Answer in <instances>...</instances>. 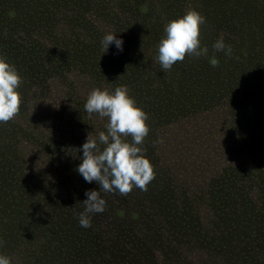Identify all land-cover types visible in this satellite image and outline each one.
<instances>
[{
  "label": "trees",
  "instance_id": "obj_1",
  "mask_svg": "<svg viewBox=\"0 0 264 264\" xmlns=\"http://www.w3.org/2000/svg\"><path fill=\"white\" fill-rule=\"evenodd\" d=\"M37 1L47 5L38 6L31 0H24L28 7L32 4L34 9H30L29 23L27 20L24 22V18V23H19L27 27L22 29L18 20L11 19L12 8L10 11L2 10L3 6L10 5L8 0H0V55L16 67L22 78L18 89L21 98L19 111L9 121L0 122V253L9 256L11 261L13 258L20 259L14 261L15 264H29L25 252L39 255L40 248L47 250L46 252L53 251V257L58 256V252L66 253V237L60 234L55 214L42 204L43 200L47 201L49 197L44 196L41 201L39 193L45 191L51 195L52 201L48 203H52L53 207L56 205L60 210L64 205L60 200L65 191L69 192L70 201L80 203L85 198V186L68 190L66 187L75 181L74 169L80 162L82 153L80 145L85 141L88 131L96 125L93 120L95 113L89 114L83 108L86 94L92 87L112 89L116 85H125L142 110H146L143 94L148 93L146 97L161 111L158 120L164 127L161 130V141L165 143L170 141L169 134L174 130L180 109L176 95L177 107H165L173 95L174 87L163 86L154 70H148L142 65L141 61H145L144 59L138 62L137 59L131 58L132 55H138L137 49L142 46L138 41L141 38L137 29L142 30L138 20L142 16L140 9L144 7V0ZM149 1L152 3V0ZM158 1L165 11L175 16L194 3V0ZM209 2L207 1V6L203 9L205 12L209 10L210 14L204 15V37L201 32L199 36V39L202 37L201 45L208 48V55L200 56L202 61L199 60L198 65L195 64L197 70L203 65L202 70L208 77L211 65L218 69L219 53L212 48V43L219 37L223 38L226 45H243V53L255 56L254 60L259 63V57H264V2ZM200 8L202 9V5ZM54 29L59 33L55 34V38ZM108 31L122 38V51L118 52L114 45L110 44L107 52L102 53L100 39ZM153 39L149 42L150 46L156 44L155 38ZM49 48L53 49L55 54H51ZM34 54H43L45 58L40 57L37 63L36 59L39 58ZM15 58L23 59L22 64L17 65ZM213 58L216 61L214 64L211 62ZM147 63L154 67L153 58L150 57ZM179 63L180 61L174 62L177 65L176 72L180 71L179 67L185 72L187 69H184L185 66H179ZM131 69L134 71L132 74ZM127 71L130 78L138 75L143 82L134 84L125 76ZM186 77L187 75L183 74L182 88L175 85V92L178 88L182 89L181 97L185 96ZM193 79L192 84L196 85L197 92L191 88V93L188 91L186 96L190 110L204 109L212 113L215 106H223L219 99L221 94L217 95L215 91L207 95L204 93L208 80L200 84L197 83L199 80L196 75ZM261 91L264 98L263 89L259 87L255 92L260 95ZM257 94L255 93V96ZM249 101V97L247 101H243L241 96L240 100L239 96L235 97L234 104L230 106L234 122L236 118L241 121L240 112L243 111L237 105H246ZM259 106L258 102L255 107ZM163 113L169 114L163 116ZM260 116L262 117L256 122L254 134L264 120V115ZM57 167L65 168L66 175L55 173ZM235 168L236 166L227 163L218 175L219 182L234 174ZM245 172L244 168L243 173ZM258 176L264 179V166ZM153 188L150 193H158L156 199H152L153 195L150 193L143 195V199L147 202L152 199L150 207L154 209L151 210V216L159 221L163 218L160 209L172 210L170 207L175 203L174 195L168 180L160 179ZM234 189L241 190V194L237 196L235 190V195L231 193L221 197L213 208L220 214L228 212V207H233V203L247 204L249 208L243 211L244 217L240 224H252L248 235L238 238L237 232L229 231L222 225H214V221L208 220L207 216L203 218L205 222H210L211 226L204 230L201 227L202 218L198 217L195 221L189 219L186 214L182 221V228L187 233L185 244L188 246L190 242L187 240L191 236L193 239L208 242L209 249L205 252L207 255L220 257L222 253L223 257H230L237 264H264V189L257 192L260 197L254 195L253 191L244 185V181L238 183ZM199 200L197 197L196 201ZM185 201L189 202V197ZM68 211L71 213L73 224L82 231L84 227L77 222L78 211L75 207L68 208ZM61 223L66 227L62 221ZM253 223L263 225L253 229ZM221 228H224V236L231 239V242L224 247H217V239H223L219 233ZM41 238L46 240L42 242ZM51 253L42 257L52 256ZM236 257H239L237 261ZM244 257L248 258L247 263L244 262Z\"/></svg>",
  "mask_w": 264,
  "mask_h": 264
},
{
  "label": "rangeland",
  "instance_id": "obj_2",
  "mask_svg": "<svg viewBox=\"0 0 264 264\" xmlns=\"http://www.w3.org/2000/svg\"><path fill=\"white\" fill-rule=\"evenodd\" d=\"M31 1L38 6L47 5L41 1ZM207 1L209 2V0H194V3L189 5L186 10L191 8L203 16L210 15L209 10L208 12L203 10L207 6ZM8 2L10 3L7 5L8 8L3 6L2 10L10 11L12 8L11 19L18 20V24L24 23L26 20L28 23L30 22V9H34L32 4L28 7L24 0H8ZM143 2L144 7L142 10L140 9L142 16L138 20L142 25V30L137 29L138 36L141 38L138 41L142 46L137 49L138 55H132L131 58L137 59L138 62L144 59L145 61H141L142 65L148 70L152 68L163 86L174 87L173 95L166 103V108H170L171 105H174L175 108L180 103L179 116L177 115L178 118L174 123V130L169 134L170 141L165 143V141H161V130L164 127L159 124L158 120L161 111L157 110L158 107L153 106L151 99L146 97L148 93L143 94L144 108H146L143 111L147 114L148 133L143 138L142 147L144 155L153 166L154 178L143 191L133 187L125 196L101 193L106 201L105 209L103 212L93 213L90 227L83 228L82 231L73 224L71 213L68 211V208L75 207V210L79 212L82 210V204L70 201L68 191H65L60 200L64 204L62 210L56 205L53 207L52 203H48L52 201L51 195L45 191L39 193L41 201L44 196L49 197L47 201L43 200L42 204L44 203L45 208L55 214L60 234L66 237V253L58 252V256L53 257L54 253H51L53 251L46 252L47 250L41 248L39 255L38 253L25 252L29 264H38V262L40 264H66V261H68L67 264H237L230 257H223L222 253L220 257L205 254L208 252L209 246L208 242L203 240L193 239L190 236L187 240L190 243L187 246L185 244L187 233L182 228V221L186 214L189 219L195 221L200 217L202 218L201 227L208 230V227L211 226L210 222H205L203 218L207 216L208 220L214 221V225H222L229 231L237 232L238 238L246 237L248 230L252 228L250 223H245L242 226L240 224L244 217L243 211L249 208L247 204H243L244 202L240 205L231 204L233 207H228L229 213L217 214L213 207L221 197L231 193L235 195V190L239 196L241 190L234 189V187L240 182L244 181V185L258 197H260V193L257 192L264 189V179L258 176L264 166V120L254 134L257 120L262 117L260 115H264L262 91L260 95L255 92L260 87L264 93V57H259L261 60L258 63L256 59L254 60L255 56L245 55L243 53L245 48L238 44L235 47L231 46L230 55L218 51L219 70L211 65L208 77L202 70L203 65L199 66L198 70L195 67L199 60L202 61V57L198 58L188 54L179 63V66H185L184 69H187L185 72L181 71L180 67V71L176 72V64L173 65V69L171 67L168 70H162L159 62L154 59L155 45L150 46L149 42L155 38L156 43L163 35V25L169 19L182 15L186 10L175 16L165 11L158 0H152V3L149 0ZM251 2L259 3L264 0H251ZM55 15L57 16L58 12ZM47 20L49 21V18ZM19 26L22 29H27L24 25L19 24ZM200 32L204 37L205 31L202 25ZM56 33L59 35L58 31L54 29V38ZM49 49L51 54H55L53 49ZM34 55L39 58L36 59L37 63L40 61V57L45 58L43 54L42 56L41 54ZM58 56L60 57L59 54ZM59 57L57 58L60 59ZM150 57L155 62L154 67L147 63ZM22 61L23 59H14L17 65L22 64ZM133 72L131 69V74ZM183 74L187 77L184 81L185 96L181 97ZM194 75L199 80L197 83L201 84L208 80L209 83L205 85L204 93L207 95V93L215 91L217 95L221 94L219 99L223 106H215V111L212 113L204 109L190 110L186 103V96L188 91L191 93V88L197 92L196 85L192 84ZM125 76L134 84L143 82L138 75L130 78L128 71L125 72ZM175 85L181 87L176 92ZM78 95L80 94L78 93ZM175 95L179 98L177 106ZM236 96H239V100L241 96L243 101H247L249 97L250 101L246 105H237L243 111L240 112L241 121L236 118V122H234L230 106L234 104ZM199 97H201V93H199ZM72 102L75 104L74 99ZM258 102L260 106L255 107ZM148 107L149 109H147ZM168 114L163 113L162 115ZM93 120L96 125L88 131L90 134L95 135L98 131L105 130L106 117L102 118L94 114ZM125 138L130 140V137ZM227 163L236 166V171L228 176V179L225 178V181L223 179L222 182H219L218 175ZM244 168L246 169L245 173H243ZM55 173L61 176L66 175L65 168L57 167ZM160 179L169 181L175 203L170 207L172 210L160 209L163 218L157 221L151 216V210L154 208L150 207V202L152 199H156L158 193L154 194L150 191L154 189L153 185ZM84 186L86 189H98L96 182H85L76 172L75 181H72L66 190ZM147 193L153 195L149 202L143 199V195ZM187 197H189V202L185 201ZM197 197L200 198L199 201H196ZM262 225V223L256 225L253 223V229L261 228ZM224 228L219 229L223 239H217V247H224L231 242V239H226L224 236ZM41 240L44 242L46 239L41 238ZM49 253L52 256L42 257ZM238 258L236 257V261ZM16 260L20 259L13 258L11 262L15 264ZM244 260V262H248L247 257H244Z\"/></svg>",
  "mask_w": 264,
  "mask_h": 264
},
{
  "label": "clouds",
  "instance_id": "obj_3",
  "mask_svg": "<svg viewBox=\"0 0 264 264\" xmlns=\"http://www.w3.org/2000/svg\"><path fill=\"white\" fill-rule=\"evenodd\" d=\"M205 17L189 8L182 15L169 19L163 25V35L155 44L154 59L162 70H168L174 62L182 61L185 55L207 56V46H202L199 35ZM119 52L123 40L116 33L105 32L100 39L102 53L109 45ZM216 51L231 54V46L219 37L212 43ZM211 62L216 61L213 58ZM21 76L16 67L0 55V122H7L19 111ZM84 110L106 117L104 129L95 135L88 132L80 145L82 155L75 171L85 182H96L98 189H86L81 201L82 210L76 213L77 222L87 228L93 213L103 212L106 201L101 193L125 196L133 187L146 190L154 178L153 166L144 155L143 138L148 133L147 114L137 106L125 85L112 89L92 87L86 94ZM125 137H130L126 139ZM0 264H11L9 256L0 253Z\"/></svg>",
  "mask_w": 264,
  "mask_h": 264
}]
</instances>
